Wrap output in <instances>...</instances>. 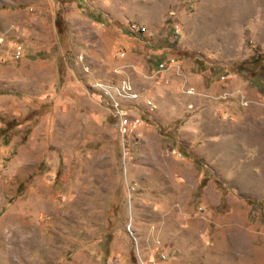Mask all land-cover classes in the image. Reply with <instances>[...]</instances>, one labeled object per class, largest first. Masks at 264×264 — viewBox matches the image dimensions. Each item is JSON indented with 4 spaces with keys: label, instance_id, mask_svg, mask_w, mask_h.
Returning a JSON list of instances; mask_svg holds the SVG:
<instances>
[{
    "label": "rangeland",
    "instance_id": "1",
    "mask_svg": "<svg viewBox=\"0 0 264 264\" xmlns=\"http://www.w3.org/2000/svg\"><path fill=\"white\" fill-rule=\"evenodd\" d=\"M0 264H264V0H0Z\"/></svg>",
    "mask_w": 264,
    "mask_h": 264
},
{
    "label": "built area",
    "instance_id": "2",
    "mask_svg": "<svg viewBox=\"0 0 264 264\" xmlns=\"http://www.w3.org/2000/svg\"><path fill=\"white\" fill-rule=\"evenodd\" d=\"M18 50H19V47L16 45L14 47V57H13V59H18L19 58V53H18L19 51ZM158 68L159 69H164V68H167V67L165 65H163V64H159ZM137 124H139V120L134 121V125H137ZM121 128H123V129L126 128L125 121L121 123Z\"/></svg>",
    "mask_w": 264,
    "mask_h": 264
},
{
    "label": "bare ground",
    "instance_id": "3",
    "mask_svg": "<svg viewBox=\"0 0 264 264\" xmlns=\"http://www.w3.org/2000/svg\"><path fill=\"white\" fill-rule=\"evenodd\" d=\"M148 104H150V102Z\"/></svg>",
    "mask_w": 264,
    "mask_h": 264
},
{
    "label": "crops",
    "instance_id": "4",
    "mask_svg": "<svg viewBox=\"0 0 264 264\" xmlns=\"http://www.w3.org/2000/svg\"><path fill=\"white\" fill-rule=\"evenodd\" d=\"M146 104H147V101H146Z\"/></svg>",
    "mask_w": 264,
    "mask_h": 264
}]
</instances>
